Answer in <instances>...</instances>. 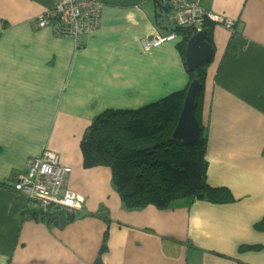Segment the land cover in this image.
Listing matches in <instances>:
<instances>
[{
    "label": "crops",
    "instance_id": "obj_1",
    "mask_svg": "<svg viewBox=\"0 0 264 264\" xmlns=\"http://www.w3.org/2000/svg\"><path fill=\"white\" fill-rule=\"evenodd\" d=\"M53 1L0 0V264H264V0H190L235 21L234 34L213 28L201 111L206 182L235 202L137 211L124 210L110 168L83 166L80 144L97 115L186 88L173 46L140 45L172 29L153 0H100L101 26L78 47L38 29ZM46 149L71 169L75 215L41 219L13 188Z\"/></svg>",
    "mask_w": 264,
    "mask_h": 264
},
{
    "label": "trees",
    "instance_id": "obj_2",
    "mask_svg": "<svg viewBox=\"0 0 264 264\" xmlns=\"http://www.w3.org/2000/svg\"><path fill=\"white\" fill-rule=\"evenodd\" d=\"M154 1L156 14H159L158 11L163 12L162 15L172 13L175 9L170 4L159 5ZM190 2L187 0V3ZM159 22L157 21V26L160 25ZM168 22L174 38L166 44L173 46L185 68L188 78L186 88L173 91L156 102L136 110H108L97 115L80 144L85 168L96 165L110 168L113 186L126 211L143 210L147 206L165 210L173 202L180 200L190 203L205 201L211 204L235 202L226 188H211L206 182L207 134L201 123V111L208 64L192 72H188L185 67L186 44L198 30L207 34V43L213 53L211 38L214 26L209 21H205L199 27L195 25L178 27L174 22ZM169 33L168 31L159 36L164 37ZM91 35L81 36L77 43L69 40L80 47V41ZM60 37L65 38L62 35ZM193 79L200 83L194 109L200 130L197 143L187 147L172 140L171 134L178 122L186 90ZM39 213L41 219L49 215L40 211ZM254 229L264 232V221L254 225ZM105 243L106 236L102 243L103 248Z\"/></svg>",
    "mask_w": 264,
    "mask_h": 264
},
{
    "label": "built area",
    "instance_id": "obj_3",
    "mask_svg": "<svg viewBox=\"0 0 264 264\" xmlns=\"http://www.w3.org/2000/svg\"><path fill=\"white\" fill-rule=\"evenodd\" d=\"M155 2L159 5L170 4L175 8L172 13L161 16V23L168 20L178 27L182 25L199 27L205 21H209L234 33L232 19L207 12L194 1L187 3V0H155ZM101 13L98 0H54L53 6L38 16L36 24L38 29L49 28L55 36L62 35L77 43L81 36L91 35L99 28ZM173 38L172 31L164 37L146 36L141 40L142 49L148 52L164 46ZM70 172L69 167L60 164L56 153L46 149L39 158L30 162L25 173L17 177L13 188L28 200L34 201L43 214L58 209L75 215L82 211V198L67 188Z\"/></svg>",
    "mask_w": 264,
    "mask_h": 264
},
{
    "label": "water",
    "instance_id": "obj_4",
    "mask_svg": "<svg viewBox=\"0 0 264 264\" xmlns=\"http://www.w3.org/2000/svg\"><path fill=\"white\" fill-rule=\"evenodd\" d=\"M212 58V50L207 43V34L203 31L195 33L186 44L185 67L192 72ZM200 91V83L193 79L185 93L183 106L178 122L171 134V139L181 144L194 146L199 138L200 125L194 116L195 102Z\"/></svg>",
    "mask_w": 264,
    "mask_h": 264
},
{
    "label": "bare ground",
    "instance_id": "obj_5",
    "mask_svg": "<svg viewBox=\"0 0 264 264\" xmlns=\"http://www.w3.org/2000/svg\"><path fill=\"white\" fill-rule=\"evenodd\" d=\"M98 2L100 3V6H101V10H103V4H102V2L100 1V0H98ZM155 2V1H154ZM38 18V17H37ZM212 25L213 26H217V27H220V28H222L221 26H219V25H217V24H214V23H212ZM224 29V28H223ZM225 30V29H224ZM227 31V30H226ZM235 31V30H234ZM230 33V32H229ZM234 34V33H233Z\"/></svg>",
    "mask_w": 264,
    "mask_h": 264
},
{
    "label": "rangeland",
    "instance_id": "obj_6",
    "mask_svg": "<svg viewBox=\"0 0 264 264\" xmlns=\"http://www.w3.org/2000/svg\"><path fill=\"white\" fill-rule=\"evenodd\" d=\"M142 39H143V38H142ZM142 39H141V40H142ZM141 40H140V45H141ZM141 49H142V45H141ZM154 49H156V48H154ZM151 50H152V49H151ZM142 51H143V49H142ZM143 52H145V51H143Z\"/></svg>",
    "mask_w": 264,
    "mask_h": 264
},
{
    "label": "clouds",
    "instance_id": "obj_7",
    "mask_svg": "<svg viewBox=\"0 0 264 264\" xmlns=\"http://www.w3.org/2000/svg\"><path fill=\"white\" fill-rule=\"evenodd\" d=\"M197 32H198V31H197ZM197 32H196V33H197Z\"/></svg>",
    "mask_w": 264,
    "mask_h": 264
}]
</instances>
